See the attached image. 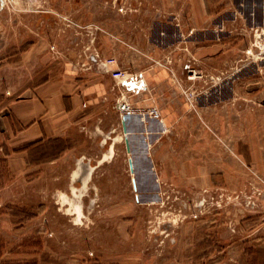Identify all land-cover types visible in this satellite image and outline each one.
I'll return each instance as SVG.
<instances>
[{"label":"rangeland","instance_id":"1","mask_svg":"<svg viewBox=\"0 0 264 264\" xmlns=\"http://www.w3.org/2000/svg\"><path fill=\"white\" fill-rule=\"evenodd\" d=\"M209 1L215 21L227 25L220 41L225 56L217 55L216 76L202 75L197 85L249 88L248 95L236 97L263 102L258 93L264 89V58L256 55V39L260 33L264 43V0ZM166 5L167 0H0V135L8 96L43 78L39 72L60 71L67 54L96 46L108 58L120 41L133 52L127 70L166 66L171 59L158 39L170 24ZM32 45L52 61L26 62L24 68L22 54ZM110 123L102 130L100 120L84 121L67 138L32 148L17 181L0 157V187L15 182L0 190V264H264V208L252 206L264 197V178L256 169L238 159L228 181L221 174L216 186L199 188L205 179L192 173L191 144L175 142L169 157L133 158L132 172L124 134L106 133ZM216 136L223 170L235 148L219 131ZM79 168L84 178L73 182ZM241 171L250 174V183L231 189ZM74 185L82 199L71 193ZM66 196L81 201L80 214Z\"/></svg>","mask_w":264,"mask_h":264},{"label":"crops","instance_id":"2","mask_svg":"<svg viewBox=\"0 0 264 264\" xmlns=\"http://www.w3.org/2000/svg\"><path fill=\"white\" fill-rule=\"evenodd\" d=\"M209 4L208 0H167L165 9L170 15V24L160 29L158 39L163 45L162 54L171 61L161 67L129 69L142 74L138 81L141 89L118 88L111 77L110 71L116 66L107 64L106 60L114 57L118 66L127 70L126 57L131 58L133 53L120 41L115 45L118 52L112 57L107 58L100 48L89 46L80 55H65L60 71L49 68L48 75L39 72L43 78L16 89L17 96L7 98V126L0 135V157L6 162L11 177L16 181L21 179L32 148L46 141L67 138L84 121L100 120L103 124L98 129H107L112 122V130L106 133L122 131L124 140L128 138L129 158L162 159L174 153L173 143L191 144L187 151L191 153L192 173L205 179V183L198 184L199 188L216 186L221 174L227 180L226 175L236 172L233 164L238 159L264 178V100L256 102L236 97L248 95L249 88L201 87L197 80H187L186 70L202 64L205 68L199 71L203 78L216 76L217 55L220 59L225 56L221 53L220 41L227 25L215 21L216 12ZM228 31L233 33L232 29ZM22 55L24 68L26 62L52 61L41 48L36 50L35 45ZM227 73V78L232 79V71ZM218 93L228 97L221 99ZM122 94L126 95L130 112L117 108ZM258 94L264 95V89ZM126 113L131 114L127 123L129 134H125L122 123ZM218 131L235 148L223 170H218L223 166L216 151ZM180 150L185 151L184 146ZM240 177L230 184L231 189L250 183V174L246 176L241 171ZM13 183L0 190L8 189ZM252 206L264 208V197Z\"/></svg>","mask_w":264,"mask_h":264},{"label":"built area","instance_id":"3","mask_svg":"<svg viewBox=\"0 0 264 264\" xmlns=\"http://www.w3.org/2000/svg\"><path fill=\"white\" fill-rule=\"evenodd\" d=\"M256 40H257L256 44L258 45L256 55L264 58V43H262L263 42L262 34L259 33ZM248 53H250L252 56L255 55L253 54L252 50L251 52H248ZM106 62L107 64L116 66V68L110 71V74L118 88L131 90L127 86H125V83L129 81L137 82L140 80L142 76L141 73L130 72L128 70L120 68L118 66L117 59H115L114 57L108 58ZM201 76L202 74L195 68H189L187 70L188 80L195 81L196 79H199ZM117 108L119 111H122V112H130L131 107H130V104L127 102V98L125 94H122L120 100L117 101Z\"/></svg>","mask_w":264,"mask_h":264},{"label":"bare ground","instance_id":"4","mask_svg":"<svg viewBox=\"0 0 264 264\" xmlns=\"http://www.w3.org/2000/svg\"><path fill=\"white\" fill-rule=\"evenodd\" d=\"M136 84L137 85H139V82L137 81L136 82ZM103 160V159H102ZM101 160V161H102ZM100 161V160H99ZM131 166L130 167H132V172L135 170V161H134V159L133 158H131ZM81 162V161H80ZM79 164H81V163H79ZM82 166V165H81ZM77 167H79V166H77ZM83 167V166H82ZM81 167V168H82ZM76 171L73 173V175H72V181L74 182V181H76V180H78V179H81L82 178V176H83V174L82 173H84L83 171H84V169H75ZM92 171H93V167H91L90 168V170L88 171V173L86 174V176H85V178H84V176H83V178H84V180H83V183L84 184H86L87 183V181L89 180V178H90V176H91V173H92ZM135 174V173H134ZM82 180V179H81ZM73 184V183H72ZM78 188V187H77ZM76 187H75V185L74 186H72L71 187V190H72V194L75 196V197H77V198H79V199H82L83 197H84V193H83V191H79L78 192V189H77ZM80 188V187H79ZM83 188V187H82ZM86 189V188H85ZM65 197V195L64 196H62V199ZM79 199H77V200H79ZM65 200H66V202H69V204L71 205V206H73L72 208H73V210L75 211V212H77V214H80V211H81V201L80 202H73V200L71 199V198H69V196H66V198H65Z\"/></svg>","mask_w":264,"mask_h":264},{"label":"water","instance_id":"5","mask_svg":"<svg viewBox=\"0 0 264 264\" xmlns=\"http://www.w3.org/2000/svg\"><path fill=\"white\" fill-rule=\"evenodd\" d=\"M125 86H127L129 89H141L142 88V84H139L137 85L136 82L134 81H129V82H126L125 83ZM131 119V114L130 113H126L122 116V123H123V126H124V131H125V134H129V130H128V126H127V123L128 121ZM126 144H127V147L128 149H130V143H129V140L128 138L126 139Z\"/></svg>","mask_w":264,"mask_h":264}]
</instances>
